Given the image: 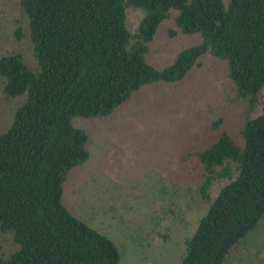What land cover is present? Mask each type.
<instances>
[{"label": "trees", "instance_id": "16d2710c", "mask_svg": "<svg viewBox=\"0 0 264 264\" xmlns=\"http://www.w3.org/2000/svg\"><path fill=\"white\" fill-rule=\"evenodd\" d=\"M19 5L36 67L18 52L0 56L3 93L24 97L0 133V234L15 245L0 264H120L115 241L65 203L68 178L91 159L89 133L76 122L110 117L145 86L185 81L207 54L227 63L235 98L258 112L237 135L222 128L209 145L187 151L163 175V187L173 184L176 194L189 188L206 205L179 264H225L264 219V0ZM130 10L140 14L135 27ZM169 19L168 37L197 35L198 42L159 69L150 61L152 45ZM15 34L22 38V27ZM223 124L221 117L213 127Z\"/></svg>", "mask_w": 264, "mask_h": 264}, {"label": "rangeland", "instance_id": "374dc122", "mask_svg": "<svg viewBox=\"0 0 264 264\" xmlns=\"http://www.w3.org/2000/svg\"><path fill=\"white\" fill-rule=\"evenodd\" d=\"M19 1L0 0V56L21 53L35 68ZM139 17L133 10L128 12L132 27ZM173 25V19L164 22L152 45L150 61L159 69L198 42L197 35L168 37ZM20 27L22 38L15 34ZM0 96L2 133L24 97H6L1 83ZM257 112L248 113L247 104L235 98L227 63L207 54L185 81L145 86L110 117L76 122L89 133L91 159L68 178L65 203L73 214L96 223L115 241L120 264H179L185 239L194 232L206 205L193 200L189 188L176 194L171 184L166 190L163 175H171L187 151L216 140L222 128L237 135L245 118ZM221 117L224 124L215 129L213 123ZM14 248L11 237L0 234V256ZM225 264H264V219Z\"/></svg>", "mask_w": 264, "mask_h": 264}]
</instances>
